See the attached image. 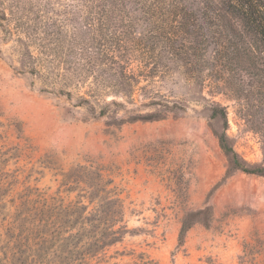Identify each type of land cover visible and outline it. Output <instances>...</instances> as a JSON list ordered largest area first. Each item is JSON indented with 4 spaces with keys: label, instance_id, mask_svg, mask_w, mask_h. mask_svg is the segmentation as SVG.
<instances>
[{
    "label": "rangeland",
    "instance_id": "374dc122",
    "mask_svg": "<svg viewBox=\"0 0 264 264\" xmlns=\"http://www.w3.org/2000/svg\"><path fill=\"white\" fill-rule=\"evenodd\" d=\"M97 2L0 0V264H18L10 250L23 238L32 254L66 251L61 232L85 219L106 235L90 264H264V177L235 170L217 139L225 132L247 166L264 167L263 49L229 44L240 26L217 16L220 0H109L113 31L175 33L180 67L103 92L91 113L78 103L85 88L60 77L71 76L61 27L89 23L103 43ZM214 48L224 58L212 61ZM39 59L52 70L31 74ZM150 112L160 118L135 119Z\"/></svg>",
    "mask_w": 264,
    "mask_h": 264
},
{
    "label": "trees",
    "instance_id": "16d2710c",
    "mask_svg": "<svg viewBox=\"0 0 264 264\" xmlns=\"http://www.w3.org/2000/svg\"><path fill=\"white\" fill-rule=\"evenodd\" d=\"M97 1V4L100 3L101 6L98 8H102V15H100L101 18H96V25L101 32L99 36L101 37L100 40H104L103 43L94 46L96 38L93 33L97 30H94V27L92 28L89 23L85 25L82 22L77 27L74 26L70 32L61 27V64L67 65L66 70L71 71V76L62 74L60 77H63L66 83L73 82L74 79L78 87L85 88V93L79 97L78 103L79 105H88L91 113L96 112L91 99L98 104L103 92L113 89L124 93L127 92L126 88L131 89L133 83L138 84L140 78H145L149 83L155 82L156 78H168L171 70L180 67L179 62L174 58L179 49L172 46L176 37L175 33L144 30L134 35L130 31H113L112 23L106 16L110 11L109 0ZM121 4L123 5L122 1ZM123 10L124 7L120 12L124 15ZM215 12L221 20L225 17L231 18L240 26L241 34H238L235 39L230 37V45H233L232 40L235 42L242 40L243 43L245 42L243 39H247L259 45L264 52V0H220V7L216 8ZM0 19L5 20L6 17L2 16ZM5 32L11 33L7 29ZM212 52V61H218L221 57L224 58L217 48H214ZM34 63L38 67L32 68L31 74H36L41 69L52 70V63L45 59H39ZM86 77L93 79V81L84 82ZM82 84L83 86H80ZM65 95L70 97L71 93L67 92ZM111 104L120 106L115 101H112ZM169 104L170 101L167 100L150 99L146 106H159L169 112L171 110L183 111L180 104L173 103L172 106ZM107 112V107L100 108L98 116L102 117ZM218 114L225 120L224 110L213 107L211 116L214 118ZM159 118L160 113L150 112L138 115L135 119L151 121ZM217 139L221 150L229 158L230 164L235 170H240L247 175L264 177V167L247 166L228 144L225 132L217 135ZM66 209L67 207L62 208L63 213H67ZM89 224V219H85L75 234L64 236L61 232V243L59 244L66 251L32 254L33 245L28 244V240L23 238L24 240L19 239L21 243L19 246L13 245L10 250L11 254L18 255L16 261L18 264H90L96 254L106 246L104 239L106 235L100 233L99 226L95 231H88L87 226H90ZM102 224L104 226L105 222ZM188 228L189 225L186 224L185 219L179 233V244H182V238ZM112 235L114 239L109 243L116 241V231H113ZM47 242L44 239L41 244Z\"/></svg>",
    "mask_w": 264,
    "mask_h": 264
}]
</instances>
